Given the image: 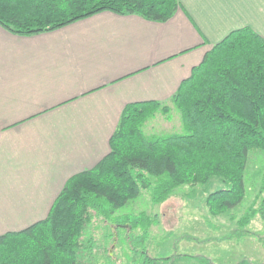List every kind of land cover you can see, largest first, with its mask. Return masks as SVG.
<instances>
[{
  "label": "crops",
  "instance_id": "obj_1",
  "mask_svg": "<svg viewBox=\"0 0 264 264\" xmlns=\"http://www.w3.org/2000/svg\"><path fill=\"white\" fill-rule=\"evenodd\" d=\"M163 22L101 11L50 31L0 25V234L43 219L93 167L132 102H169L211 46L250 27L264 0H178Z\"/></svg>",
  "mask_w": 264,
  "mask_h": 264
},
{
  "label": "trees",
  "instance_id": "obj_2",
  "mask_svg": "<svg viewBox=\"0 0 264 264\" xmlns=\"http://www.w3.org/2000/svg\"><path fill=\"white\" fill-rule=\"evenodd\" d=\"M179 7L178 0H0V25L31 35L105 10L163 22ZM169 101L179 112L181 132L149 136L143 130L157 110L169 111L168 104H127L109 152L67 179L46 217L0 234V264H85L81 253L93 236L85 240L84 232L92 220L100 214L114 220L115 211L142 189L159 203L180 185L217 177L224 186L208 194V210L216 215L239 204L248 152L264 151V38L250 27L231 31L211 46ZM151 219L137 216L132 227L147 233ZM248 220L245 215L241 224ZM141 253V262L133 264L169 258Z\"/></svg>",
  "mask_w": 264,
  "mask_h": 264
},
{
  "label": "rangeland",
  "instance_id": "obj_3",
  "mask_svg": "<svg viewBox=\"0 0 264 264\" xmlns=\"http://www.w3.org/2000/svg\"><path fill=\"white\" fill-rule=\"evenodd\" d=\"M165 103L167 113L157 110L145 121L147 135L182 131L178 110L170 101ZM223 186L217 177L205 184L180 185L159 203L151 201L150 190L142 189L115 211L114 220L103 214L92 220L84 239L93 236V240L84 247L81 260L85 264H133L141 262L144 252L169 257L162 264H264V151L248 152L242 201L214 215L206 198ZM140 215L154 219L147 233L132 227ZM245 215L249 220L242 225Z\"/></svg>",
  "mask_w": 264,
  "mask_h": 264
}]
</instances>
